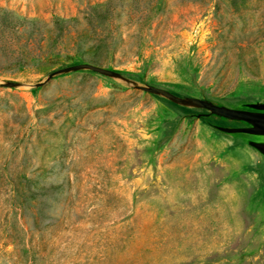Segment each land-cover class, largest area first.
<instances>
[{
	"label": "rangeland",
	"instance_id": "rangeland-1",
	"mask_svg": "<svg viewBox=\"0 0 264 264\" xmlns=\"http://www.w3.org/2000/svg\"><path fill=\"white\" fill-rule=\"evenodd\" d=\"M136 84L264 102V0H0V264H264V155Z\"/></svg>",
	"mask_w": 264,
	"mask_h": 264
},
{
	"label": "water",
	"instance_id": "water-1",
	"mask_svg": "<svg viewBox=\"0 0 264 264\" xmlns=\"http://www.w3.org/2000/svg\"><path fill=\"white\" fill-rule=\"evenodd\" d=\"M68 70L74 69H90L106 75H116L112 70H109L103 66L93 64V63H82L70 68ZM7 85H14V83H8ZM136 89L146 91L152 94L162 96L169 99L179 105L190 106L202 108L208 111V114L215 116L219 119L225 120L227 122L232 121H243L246 125L244 126H216L220 130L228 132L230 134H236L238 132L248 133L250 135H255L260 137L261 140H251L245 139L250 146L258 150L264 155V102L247 103L238 107H230L220 103L213 102L208 99L190 97V96H180L173 93L172 91L152 85V84H136L134 85Z\"/></svg>",
	"mask_w": 264,
	"mask_h": 264
},
{
	"label": "flooded vegetation",
	"instance_id": "flooded-vegetation-1",
	"mask_svg": "<svg viewBox=\"0 0 264 264\" xmlns=\"http://www.w3.org/2000/svg\"><path fill=\"white\" fill-rule=\"evenodd\" d=\"M232 122H233V123H234V122L237 123V124H238L237 126H244V125H246L245 122H243V121H240V122L232 121ZM237 126H234V127H237ZM236 134L244 135V138H245V139L261 140L260 137H257V136H255V135H250V134H248V133H244V132H238V133H236Z\"/></svg>",
	"mask_w": 264,
	"mask_h": 264
},
{
	"label": "trees",
	"instance_id": "trees-1",
	"mask_svg": "<svg viewBox=\"0 0 264 264\" xmlns=\"http://www.w3.org/2000/svg\"><path fill=\"white\" fill-rule=\"evenodd\" d=\"M207 114H201V118L203 119V120H205L206 122H208V119H207ZM212 117H215V116H212ZM217 118V117H216Z\"/></svg>",
	"mask_w": 264,
	"mask_h": 264
}]
</instances>
